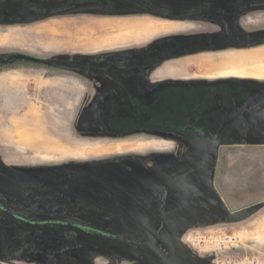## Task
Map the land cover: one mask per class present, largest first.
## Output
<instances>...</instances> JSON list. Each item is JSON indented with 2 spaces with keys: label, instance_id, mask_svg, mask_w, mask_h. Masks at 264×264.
<instances>
[{
  "label": "rangeland",
  "instance_id": "obj_1",
  "mask_svg": "<svg viewBox=\"0 0 264 264\" xmlns=\"http://www.w3.org/2000/svg\"><path fill=\"white\" fill-rule=\"evenodd\" d=\"M143 1L0 0V58L25 54L64 63L10 60L0 63V72L25 69L49 76L73 70L81 87L72 128L77 140L63 137L67 146L55 144L57 135L48 129L51 117L44 118L39 133L5 117L1 122L0 204L9 213L0 209V264H162L141 244L150 245L169 264L264 258V208L245 217L257 208L251 205L264 201V91L250 98L243 94L247 101L238 102L243 116H238L231 139L237 145L210 151L193 144L198 137L204 141L201 132L188 137V149L166 154L162 148L168 143L153 136L169 139L166 129L113 132L104 126L113 118L109 113L103 117L108 103L98 101L91 90V84L98 89L106 79L92 68L143 63L149 50L157 65L185 52L193 55L165 64L156 73L160 78L186 75L189 82L221 88L234 84L238 92L264 88V0H183L159 6L154 16L146 15L150 7ZM100 23L126 28L97 30ZM155 23L173 27L157 29ZM251 68L255 70L248 72ZM29 114L40 118L32 106L24 116ZM228 138L221 134L216 140L229 143ZM223 172L231 173L232 180L222 181ZM214 187L230 195L226 199L232 209H243L241 219L185 228L190 211L194 217L214 216L213 209L219 208L211 204L217 199ZM200 209L209 211L202 214ZM58 220L75 226L53 222ZM218 234L236 236L237 245L215 249Z\"/></svg>",
  "mask_w": 264,
  "mask_h": 264
},
{
  "label": "crops",
  "instance_id": "obj_2",
  "mask_svg": "<svg viewBox=\"0 0 264 264\" xmlns=\"http://www.w3.org/2000/svg\"><path fill=\"white\" fill-rule=\"evenodd\" d=\"M143 2L150 7L149 12L146 13V15L149 14L154 16L157 14L155 9L157 10L159 6L182 4L183 0H144ZM166 19L169 20L170 18ZM100 26L104 27V29H106L105 31L107 32L112 29L125 30L126 28V25H124L123 23H100L99 25H97V30H99ZM149 52L146 51L142 55L146 58L149 57V60L146 59L143 63H141L144 67L143 75H145V78L143 82H141L140 87H137L135 90L138 94L147 96V99L151 100L154 98L153 96L156 92L155 89L159 86H163V84H184L188 82V77H186V75L175 78H160L156 76V73L160 68H162L169 62L179 61L193 55L185 52L177 55L176 57H174V59H167L157 65V62L155 60H152L151 52L153 51L149 50ZM14 70L0 72V127L2 125L1 122L5 117L6 121H11L12 123L16 124V127L22 128L23 130H26L28 132L39 133L41 132L39 128L40 125H42V121L44 120V118L51 117V126L48 129H51L52 132L56 133L57 137L54 140L56 145H68V143L62 139L63 137L65 139L77 140V138L73 134V130L75 131L73 119L77 114L78 95L79 91L81 90L77 73L73 70H70L69 72H66L64 74L58 73L55 75L45 76L30 74L29 71H26L25 69H23L22 71H15L16 73L14 72ZM183 71L184 73L189 72L187 69V65L183 67ZM94 80L92 79L93 83H95ZM95 84L99 85V83ZM91 85L93 86L91 88L92 96L95 94L99 95L100 98H98V101L100 100L101 102L114 101L117 99L116 96L120 94L117 86L99 87L97 89L94 88L93 84ZM36 102H39V104H36ZM41 103L44 105L48 104V108L44 107V109L40 110V108H42L40 107L42 105ZM50 103L53 104V106H51ZM30 106L36 109L40 118L37 117V115L30 114V116L28 115L27 118L24 116L26 112H29ZM110 106L113 107L112 104H110ZM2 131L5 130L2 129ZM44 131H46L45 128L42 129V133ZM155 139L168 143L166 148H162V150L166 151V154H173L179 149H188V146L186 147L183 145H178L179 143H177L173 139H163L158 137ZM213 161L217 166L220 160ZM229 164L231 165L232 162H229ZM216 175L217 174L214 172V181ZM220 179L225 182L228 180H232L231 173L229 174L223 172ZM214 181L212 183V186H214ZM213 191L216 193L217 199L214 200L211 204L214 207L219 205V208L216 207L213 209L214 216L212 218L200 216L194 217L193 215L195 214V212L190 211L188 214L192 218H189L186 221L187 225L184 226L185 228L207 227L210 225L241 219L238 217L243 213V209L237 210L231 208V202L229 201V199H226L230 195H223L222 193L220 194L215 189V187L213 188ZM198 195H201V193ZM203 205L207 206L206 203ZM256 205L257 208L247 212V215H245V217L250 215L252 216L255 212H257V210H259L260 208H264V201L251 206L253 207ZM208 211L209 210L206 209H200L198 212L203 214ZM216 213H223V215L221 214L220 216H216Z\"/></svg>",
  "mask_w": 264,
  "mask_h": 264
},
{
  "label": "flooded vegetation",
  "instance_id": "obj_3",
  "mask_svg": "<svg viewBox=\"0 0 264 264\" xmlns=\"http://www.w3.org/2000/svg\"><path fill=\"white\" fill-rule=\"evenodd\" d=\"M224 26L225 24L222 27ZM143 69L141 62L132 61H123L109 69L92 68L106 76V79L102 77L104 81L102 87H105L104 84L107 87L117 86L120 91L116 96L118 100L107 102L109 111L103 113V117H106L107 113L113 117L104 125L113 132L139 130L142 132V129L160 127L168 131L166 138L173 139L177 143L183 139L187 140L190 135H199L202 132L204 141L198 137L193 140V144L196 143L210 151L215 148L232 147L237 145L231 139L236 133L238 116H243L238 114V102H246V97L258 96L264 91V88L249 87L238 92L234 84L221 88L205 85L204 82L188 81L184 84H163L155 89L154 98L150 100L135 91L145 78H143ZM89 78L94 77L89 76ZM243 94H246V97H243ZM197 99L200 101L199 104L195 103ZM221 134L227 135L230 142L223 143L216 140ZM153 136L163 138L158 135ZM186 140L183 146L190 147ZM0 209L6 214L9 213L1 204Z\"/></svg>",
  "mask_w": 264,
  "mask_h": 264
},
{
  "label": "water",
  "instance_id": "obj_4",
  "mask_svg": "<svg viewBox=\"0 0 264 264\" xmlns=\"http://www.w3.org/2000/svg\"><path fill=\"white\" fill-rule=\"evenodd\" d=\"M10 60L27 61V62H32V63L41 64V65H45V66H57V65L64 64L62 62L52 61L50 59L37 58V57L25 55V54H13V55H8V56L1 57L0 58V63L7 62V61H10ZM10 214L14 215L13 213H10ZM53 222L57 223L59 225H63V226L71 227V228L75 226V223H73L72 221H61V220H58V221H53ZM83 229L87 230V231H90L93 234L102 235V236H105V237H110L109 234L101 232V231L87 229V228H83ZM116 239L118 241H123L124 238L122 236H117ZM141 247L144 250H146L147 252H149L152 255H154L158 260H160V262H162V264H169L166 260L163 259V257L160 255V253L157 250H155L154 248H152L150 245L141 244Z\"/></svg>",
  "mask_w": 264,
  "mask_h": 264
},
{
  "label": "built area",
  "instance_id": "obj_5",
  "mask_svg": "<svg viewBox=\"0 0 264 264\" xmlns=\"http://www.w3.org/2000/svg\"><path fill=\"white\" fill-rule=\"evenodd\" d=\"M189 241H193V237L191 235L188 236ZM238 243V238L232 234H218L215 235L213 238V245L215 249H218L219 251L223 252L226 249L230 247L236 246ZM238 264H264V258H256L252 260L244 259Z\"/></svg>",
  "mask_w": 264,
  "mask_h": 264
},
{
  "label": "bare ground",
  "instance_id": "obj_6",
  "mask_svg": "<svg viewBox=\"0 0 264 264\" xmlns=\"http://www.w3.org/2000/svg\"><path fill=\"white\" fill-rule=\"evenodd\" d=\"M153 27L154 28H157V29H161V28H172L173 27V25H168L167 23H155L154 25H153ZM240 58V57H239ZM226 60V59H225ZM230 61V60H229ZM234 60H232V61H230V62H233ZM226 62V61H225ZM229 62V63H230ZM245 62H248V63H250L251 61L249 60V58H247L246 57V61ZM199 63V62H198ZM217 63V62H216ZM226 63H228V62H226ZM200 65V64H199ZM231 65V64H230ZM171 66V65H170ZM172 66H174V65H172ZM179 66V65H178ZM196 66V65H195ZM232 66V65H231ZM235 66V65H234ZM248 66V65H247ZM175 67H176V64H175ZM200 67V66H199ZM177 68V67H176ZM214 68V67H213ZM257 68H259V67H256V69ZM179 70V69H178ZM209 70H211V69H209ZM227 70V69H226ZM241 70V69H240ZM240 70H239V68H238V71L240 72ZM255 70V68L254 69H249V70H247L248 72H251V71H254ZM206 71V70H205ZM204 71V72H205ZM229 71H231V70H229ZM242 71V70H241ZM224 73V72H223Z\"/></svg>",
  "mask_w": 264,
  "mask_h": 264
},
{
  "label": "trees",
  "instance_id": "obj_7",
  "mask_svg": "<svg viewBox=\"0 0 264 264\" xmlns=\"http://www.w3.org/2000/svg\"><path fill=\"white\" fill-rule=\"evenodd\" d=\"M19 61H21V60H19ZM24 62H26V63H32V62H27V61H24ZM34 64H36V63H34ZM38 65H41V64H38Z\"/></svg>",
  "mask_w": 264,
  "mask_h": 264
}]
</instances>
